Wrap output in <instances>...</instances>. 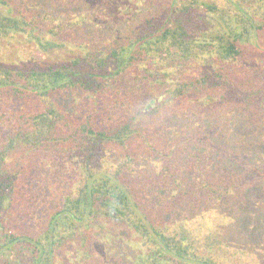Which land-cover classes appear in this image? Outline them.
<instances>
[{"label": "trees", "instance_id": "trees-1", "mask_svg": "<svg viewBox=\"0 0 264 264\" xmlns=\"http://www.w3.org/2000/svg\"><path fill=\"white\" fill-rule=\"evenodd\" d=\"M131 15L109 46L84 39L66 60L16 62L2 57L13 38L43 52L76 40L56 9L0 0V264H104L117 234L143 249L135 264H264L256 249L200 230L192 210L264 175L236 122L264 105V0H141ZM175 54L204 68L179 76L161 60ZM219 156L241 171L214 173ZM58 158L79 179L34 226V184Z\"/></svg>", "mask_w": 264, "mask_h": 264}, {"label": "rangeland", "instance_id": "rangeland-1", "mask_svg": "<svg viewBox=\"0 0 264 264\" xmlns=\"http://www.w3.org/2000/svg\"><path fill=\"white\" fill-rule=\"evenodd\" d=\"M140 1L12 0L16 6L21 5L28 9L38 7L50 9L52 7L63 15L62 18L70 17L68 22L73 24L70 23L69 26L66 24V31H68V36L76 40L77 46L43 52L26 38L19 37L3 43L2 57L16 62H29L30 59L55 62L75 55L81 49L78 43L79 45L85 44V40L98 47L109 46L118 38L123 37V34L118 35L120 27L133 25L131 14L134 10H138ZM207 1L223 2L224 0ZM81 16L87 19L80 20ZM161 60L170 65L179 76L197 75L204 68V66L196 65L195 61H184L178 54L163 55ZM156 104L150 102L147 107L151 109ZM254 107L250 108V113L254 116L249 115L247 118L245 115L242 116L243 108L239 106L227 108L226 113L229 116L235 113L242 116L241 120L236 121L237 127L246 130L247 136H244V141H247L251 147V157L264 161V105ZM230 126L233 127L232 130H235L234 122ZM226 146V149L231 151L230 145ZM212 170L219 175H226L225 177L236 175L241 171L238 165L226 156H219L214 160ZM185 175L190 179L202 177L197 169L185 171ZM78 179L79 174L76 167L67 159L52 160L39 174L34 184V188L37 187L40 190V196H38L40 202L35 211L28 216L29 222H32L34 226L42 224L50 209L56 207L64 196L71 193ZM204 205V200L200 199L192 203L193 211L196 213L201 211L196 223L200 230L223 233L230 243L247 248L252 247L264 256V175L239 184L238 192L226 197L220 204L212 208H206L207 205ZM102 247L101 262L104 264H135L139 251L144 252L136 242L122 234L105 239Z\"/></svg>", "mask_w": 264, "mask_h": 264}]
</instances>
